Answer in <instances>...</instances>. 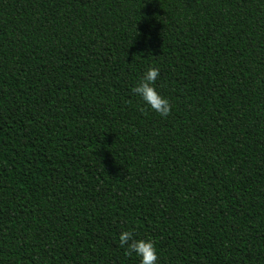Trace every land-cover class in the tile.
Returning a JSON list of instances; mask_svg holds the SVG:
<instances>
[{
	"label": "trees",
	"instance_id": "trees-1",
	"mask_svg": "<svg viewBox=\"0 0 264 264\" xmlns=\"http://www.w3.org/2000/svg\"><path fill=\"white\" fill-rule=\"evenodd\" d=\"M122 230L264 264V0H0V264H139Z\"/></svg>",
	"mask_w": 264,
	"mask_h": 264
},
{
	"label": "clouds",
	"instance_id": "clouds-1",
	"mask_svg": "<svg viewBox=\"0 0 264 264\" xmlns=\"http://www.w3.org/2000/svg\"><path fill=\"white\" fill-rule=\"evenodd\" d=\"M159 76V69L149 66L143 73L139 82L132 88L141 102V111L147 109L157 113L161 117H167L171 111L169 99L162 95L155 87ZM119 246L125 255H134L139 264H158V253L154 241L151 238H139L132 231L122 230L118 236Z\"/></svg>",
	"mask_w": 264,
	"mask_h": 264
}]
</instances>
